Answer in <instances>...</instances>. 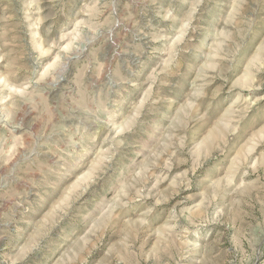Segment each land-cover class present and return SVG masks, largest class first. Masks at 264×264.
Masks as SVG:
<instances>
[{"label": "rangeland", "instance_id": "1", "mask_svg": "<svg viewBox=\"0 0 264 264\" xmlns=\"http://www.w3.org/2000/svg\"><path fill=\"white\" fill-rule=\"evenodd\" d=\"M0 264H264V0H0Z\"/></svg>", "mask_w": 264, "mask_h": 264}]
</instances>
